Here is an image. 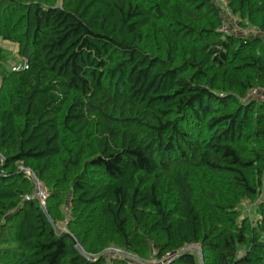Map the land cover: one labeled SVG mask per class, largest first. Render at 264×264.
Wrapping results in <instances>:
<instances>
[{
    "label": "trees",
    "instance_id": "trees-1",
    "mask_svg": "<svg viewBox=\"0 0 264 264\" xmlns=\"http://www.w3.org/2000/svg\"><path fill=\"white\" fill-rule=\"evenodd\" d=\"M227 1L261 34L213 0H0L28 60L0 46V264H264V0Z\"/></svg>",
    "mask_w": 264,
    "mask_h": 264
},
{
    "label": "built area",
    "instance_id": "built-area-1",
    "mask_svg": "<svg viewBox=\"0 0 264 264\" xmlns=\"http://www.w3.org/2000/svg\"><path fill=\"white\" fill-rule=\"evenodd\" d=\"M216 2V4H218L222 10H229V6H228V1L227 0H213ZM238 28V27H237ZM239 29V34L244 35V36H250V35H260L261 32L255 28H238ZM222 30L225 32H228V30H226L224 28V26H222ZM28 68V60L26 58H21L19 62H16L12 65V70L13 71H21L24 69ZM250 96H257L260 99H264V90H259V89H253L251 91V93L249 94ZM29 174L33 177L34 182L36 184V190L35 193L31 196L32 198H37L40 202V204L46 208L47 206V198L49 196L48 191L46 190V188L43 186V184L41 183V181H39L30 171H28ZM30 198V197H28ZM249 201H244L242 203V205H247ZM64 225V230L60 231V225H58V229L60 232H67V228L65 226V222L62 223ZM184 249H181L179 251H175V252H169L167 253L162 259L157 260V259H152L149 263L150 264H164L167 260H169L171 257H173L174 255H176L177 253L181 252ZM116 254H118L117 252L113 251V255L112 257H116ZM130 264H137V260L136 259H132L130 261Z\"/></svg>",
    "mask_w": 264,
    "mask_h": 264
},
{
    "label": "rangeland",
    "instance_id": "rangeland-1",
    "mask_svg": "<svg viewBox=\"0 0 264 264\" xmlns=\"http://www.w3.org/2000/svg\"><path fill=\"white\" fill-rule=\"evenodd\" d=\"M223 26H224V28L226 30H228L229 33L239 34V29L238 28L241 27L239 25V17L232 15V13L230 12V9L223 11ZM247 28H251V27H247ZM0 46L6 48L8 50H11L10 53H12V55L15 57V62L14 63L20 61L21 57H18L16 55L17 54L16 53L17 52V46L16 45H13L11 43L4 42V41L0 40ZM28 174H29V172H28ZM254 206L255 205L252 202H250V201L247 203V205H242V209L244 210V212L247 213V214H250L253 219H255L257 217L256 213L254 212ZM59 225H60L59 226L60 227V231L64 230V225L62 223H60ZM112 251L117 252L119 254L120 249H116L115 248V249H112ZM128 255H130V254H128Z\"/></svg>",
    "mask_w": 264,
    "mask_h": 264
},
{
    "label": "water",
    "instance_id": "water-1",
    "mask_svg": "<svg viewBox=\"0 0 264 264\" xmlns=\"http://www.w3.org/2000/svg\"><path fill=\"white\" fill-rule=\"evenodd\" d=\"M68 235L72 238L73 243H74L75 245H78L76 239H75L72 235H70V234H68ZM199 253H200V256H201V264H203V258H202V254H203V252L201 251V249L199 250Z\"/></svg>",
    "mask_w": 264,
    "mask_h": 264
}]
</instances>
